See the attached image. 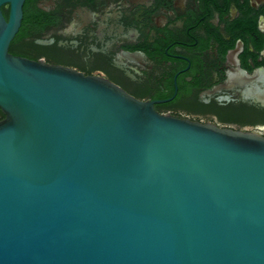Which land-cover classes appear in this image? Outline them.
<instances>
[{
	"label": "water",
	"instance_id": "95a60500",
	"mask_svg": "<svg viewBox=\"0 0 264 264\" xmlns=\"http://www.w3.org/2000/svg\"><path fill=\"white\" fill-rule=\"evenodd\" d=\"M24 1L0 0V264H264V136L11 55Z\"/></svg>",
	"mask_w": 264,
	"mask_h": 264
},
{
	"label": "flooded vegetation",
	"instance_id": "af4514ba",
	"mask_svg": "<svg viewBox=\"0 0 264 264\" xmlns=\"http://www.w3.org/2000/svg\"><path fill=\"white\" fill-rule=\"evenodd\" d=\"M8 52L264 136V0H25Z\"/></svg>",
	"mask_w": 264,
	"mask_h": 264
},
{
	"label": "trees",
	"instance_id": "16d2710c",
	"mask_svg": "<svg viewBox=\"0 0 264 264\" xmlns=\"http://www.w3.org/2000/svg\"><path fill=\"white\" fill-rule=\"evenodd\" d=\"M2 13H3V16L5 17V19H7V16H8V10L5 9L4 7H2ZM3 119V115L1 114L0 112V120Z\"/></svg>",
	"mask_w": 264,
	"mask_h": 264
}]
</instances>
